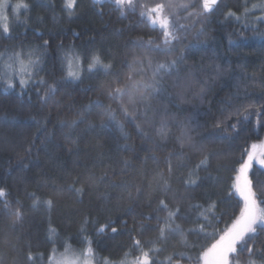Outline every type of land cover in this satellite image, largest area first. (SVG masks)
<instances>
[{"label":"trees","instance_id":"trees-1","mask_svg":"<svg viewBox=\"0 0 264 264\" xmlns=\"http://www.w3.org/2000/svg\"><path fill=\"white\" fill-rule=\"evenodd\" d=\"M20 1L28 4L30 10H22L18 20L10 19V35L5 36L0 30V52L10 54L21 47L26 51L42 45L45 40L49 41L43 70L34 80L42 77L47 83L62 81L64 72L59 59L62 53L57 49L61 43L65 47L73 45L77 51L98 52L105 63H112L113 73L119 72L122 78H126L130 71L126 62L132 61L133 54L139 56L144 51L136 47L134 42L141 38L144 41L152 38L159 42L161 35L158 23L153 30L150 22L140 17V8L134 12L125 10L126 16L121 17L109 0H102L99 4H94L93 0H77L72 19L63 10V0H44L47 6H41L39 0ZM158 2L161 0H137L136 4L153 6ZM195 2L196 7L188 11L200 10L201 0ZM258 3L261 0H220L216 8L204 16L181 19L180 23L186 25L181 32L182 39L174 51L168 54L175 58L181 50L184 51V59L177 65L179 71L173 75L188 76L190 64L199 67L191 74L193 87L185 92L186 104L176 106V94L180 88L174 86L177 82L169 76L163 77L164 90L152 101L155 108L161 111L166 109L170 119L182 121L195 129L191 135L197 146L204 144L207 152L215 153L210 157L207 169L199 171L200 186L194 189L186 190L180 181L199 162L201 154L187 147L180 149L173 139L159 140L153 129L138 117L136 122L141 123L145 132L152 136V139L142 138L133 123L124 118L117 105L100 88L101 82L106 79L103 73L90 75L85 71L79 82L58 83L57 92L46 103L40 99L44 96L46 85L33 83L22 91L18 82L14 88L7 90L0 83V187L9 191L8 199L14 206L17 200L21 202L24 212L23 218L15 223L12 217L0 214V252L4 255V264H13V261L15 264H28L26 254L29 251L34 256L43 254V259H37L36 264H48L53 247L62 251L66 241L73 249H82L86 247L81 243L84 236L93 241V264H103L104 258L114 262L124 259L132 244L128 229L141 222L155 225L154 219L145 220L144 215H156L154 209L158 199L164 198L172 206L171 193L165 197L155 190L154 185L151 191L149 189L154 172L165 170L163 161L168 152L182 154L186 165L175 168L170 181L177 198L191 192L193 203L206 204L210 197L217 203L215 211L221 217L219 223L213 221L214 227L222 229L231 222L236 211L235 198H228L231 176L234 175L232 169L234 165L238 167L245 148L253 143L259 145L264 142V114L257 116L253 110L248 122L233 140L210 143L203 137L214 132L211 127L213 118L220 116V109L225 107L224 101L238 90L241 96L248 93V100L243 101L245 103L254 101L259 105L264 99V20L257 19L264 17V11L251 8L250 14L239 22L226 15L229 11L242 15L245 7L250 8ZM179 15L183 17L187 13L180 12ZM244 24L249 25L247 30L243 28ZM74 32L80 33L79 37ZM242 37L245 42L240 46L230 43H238ZM152 55L154 64L164 59L159 54ZM207 64L218 67L221 75L212 78V69H200ZM84 66L86 68L87 61ZM132 67L135 69L140 66ZM147 72L149 76L150 71ZM203 77L207 78L205 85L201 82ZM245 84L249 86L247 89L244 88ZM201 88L204 89L202 104L198 105L196 91ZM97 99L117 109L116 119L124 125L129 137L127 140L123 138L116 122L108 123L105 128L100 127L102 117L99 109L85 112L83 123L75 128L66 125L65 122L74 118L82 106ZM159 119L157 115V127ZM196 124L206 127L198 129ZM170 127L178 134L175 126L170 124ZM228 132L231 133L230 128ZM71 140H77V143L73 145ZM30 143L33 144L32 151L25 153L24 148ZM125 144L130 145L131 150H125ZM153 156L157 159L153 160ZM124 160L128 161L127 167ZM176 160L177 157H173L174 164ZM259 167L254 162L253 171ZM102 175L105 176L103 182L99 180ZM250 176L254 181H264V172L259 176L250 173ZM74 178H79L75 187L85 188L82 197L68 191ZM109 182L116 185L126 183L129 187L113 188L109 187ZM137 187L141 189L139 194L136 192ZM128 191L133 194L131 200L127 198ZM31 192H36L43 199H52V209L32 208V200L28 195ZM128 208L132 209L131 213H127ZM182 211L191 214L195 210L183 204ZM159 214L163 216L165 213ZM86 218V230L81 232ZM109 218L116 221L111 227L120 231L112 233L109 227L103 234L97 235L96 229L106 224ZM121 220H127V226L122 225ZM177 222L185 229L194 226L190 221ZM50 225L57 232L53 238L55 243L48 239ZM205 230L212 232L213 228L206 227ZM132 235L141 241L144 251H147L151 245L145 242L154 239L157 233L146 230L142 236L137 233ZM5 236L15 245V250L3 243ZM185 238L187 247L178 235L171 237L165 244H158L157 247L163 251L153 258L165 261V264L169 256H172V264H202L203 260L198 261L197 258L214 241L190 233H186ZM179 253L185 255L182 257ZM139 255V251H132L128 257L134 259Z\"/></svg>","mask_w":264,"mask_h":264},{"label":"snow or ice","instance_id":"snow-or-ice-1","mask_svg":"<svg viewBox=\"0 0 264 264\" xmlns=\"http://www.w3.org/2000/svg\"><path fill=\"white\" fill-rule=\"evenodd\" d=\"M102 0H93L94 4L101 3ZM115 6V9L119 12L121 17L126 16V11H136V0H110ZM41 6H47L44 4V0H39ZM218 0H201L200 10L188 11L190 8L196 7L195 0H161V2L155 3L153 6L147 4H140L139 15L142 18H146L153 30L157 23L160 25L161 35L159 42L149 38L144 41L142 38L134 42L136 47L143 49L144 51L139 55L133 54L132 61L126 62L129 66V73L126 78L121 77V73L112 72L113 65L111 62L105 63L102 56L95 51L75 50L73 45L65 47L63 43L57 45V49L62 53L59 57L61 62V70L64 72L62 81L47 83L42 77L35 79L38 73L43 70L44 58L47 55V49L49 41L45 40L42 45H36L28 48L27 51L21 47L19 50H13L10 54L6 51L0 52V83H3L5 89H11L15 87L18 82L21 90L26 89L30 84L38 83L40 85H46L44 96L40 97L42 102H47V99L54 96L58 90V83L62 82H79L83 79L82 73L88 72L90 75L96 73H103L106 78L101 82L100 88L107 95V98L117 105V109L122 113L124 118L133 123L138 134L142 138L152 139L150 133L145 132L141 123H137V118L140 117L144 123L148 124L154 131L155 136L161 141H168L173 139L180 149L189 148L197 151L201 154L202 158L195 166L187 171L184 178L181 179L186 190L194 189L200 186L201 177L199 171L201 169H207L209 166V160L215 153L206 151V146L200 144L197 146L194 137L191 132L195 129L189 127L182 121L174 118L170 119L167 110L161 111L153 106V99L159 97L164 90L162 83L164 76L171 77L173 73H178V62L183 61L184 51L181 50L179 56L172 58L168 54L173 52L176 44H178L182 37L181 32L185 30L186 25L180 23L181 19L188 20L196 17L206 15L212 11L214 6L217 5ZM77 0H63V10L67 12L68 18L72 19L75 15ZM8 7H13L17 13L20 9L25 11L30 10V6L26 3H18L14 6L7 4L6 0H0V30H2L5 36L10 35V28L7 23L8 17L6 11ZM252 9H260L264 11V0L261 3L253 4ZM252 9L245 7L242 15H237L235 12L229 11L226 15L228 17L235 18L239 22L243 17H247ZM180 12H186V16H180ZM18 18V17H17ZM258 20H264V17H258ZM27 23V21H23ZM248 24H244L243 28L247 30ZM76 37H79L80 33H75ZM245 42L242 37L238 43L230 41L234 46H240ZM153 53L159 54L164 57L163 60L153 63ZM87 61L85 68L84 63ZM133 65H139L138 69H133ZM147 71H151V76L147 79H135L136 76H143ZM217 75H221V70L217 67ZM110 77V78H109ZM183 81L182 83L179 81ZM177 83L175 87L180 88V91L176 94V99L183 102L185 98V92L193 87L192 75L189 74L183 78L177 76ZM249 86L244 85L247 89ZM204 89L201 88L197 95H202ZM39 95V93H38ZM248 100V93L245 92L244 96H241L239 90L233 94V96L227 98L224 101L225 107L220 109V116L214 117V123L211 125L214 132L210 135L204 136L203 139L208 140L210 143L216 140H233L239 135L241 129L248 122L249 116L253 110L256 111V115L264 114V99L257 105L254 101L243 102ZM236 101H242L236 103ZM179 107V104L176 105ZM93 109H99V115L102 117L100 127L105 128L108 123L116 122L121 130L122 136L127 140L128 134L124 131V125L117 121L116 111L111 104L104 105L99 99L91 101L88 105L82 106L81 111L76 113V116L71 120L66 121V125L69 128H75L79 123H83L85 112H90ZM131 109V111H130ZM152 113L149 116V113ZM159 115V126H156V116ZM106 118V119H105ZM235 120V122H232ZM37 123H40L37 121ZM259 124V120L257 121ZM170 124L175 126L178 134L173 132ZM91 127V125H90ZM198 129H204V124H196ZM231 129V133L228 129ZM222 133V134H220ZM234 134V135H233ZM71 143L75 145L77 140H71ZM155 143V141H153ZM160 145H157L159 147ZM33 144L30 143L24 148L25 153H31ZM125 150H131V146L128 144L123 145ZM259 148V151L257 149ZM173 157H177L174 164ZM23 158L21 157V160ZM153 160L157 158L152 157ZM184 157L182 154L176 152H168L164 158L166 165L165 170L155 171L151 180L149 181V189L152 190L153 185L155 190L161 195L168 197L171 193V202L166 199H158L156 207L154 209L156 215H144L145 220H155V225L139 223L134 224V227L128 229L129 238L132 241L131 250L125 253V258L118 261H110L104 258L103 264H165V261L154 259L153 257L163 251L162 248L157 247L158 244H165L174 236H180L181 242L187 247L188 243L185 238L186 233L195 234L197 236H204L205 238L212 239L214 242L207 248H205L200 256L197 258L203 260V264H264V181L253 180L250 176H259L261 172H264V142L259 145L253 143L249 148H245L242 152L238 167L233 166L234 175L231 176L232 184L229 188L228 198H235V212L234 218L230 223H226L222 229H216L213 225V221L220 222L221 217H218L215 209L217 203L212 201L210 197L206 204L199 202H192L191 192H186L184 195L177 198L175 192L172 189L170 181L173 179L174 169L180 167H186L183 163ZM254 162L260 167L253 171ZM127 167L128 161H123ZM105 176L99 177V180L103 182ZM79 182V178H74L72 184L69 185L68 191L73 192L77 197H82L85 188L75 187ZM109 187H120L127 189L129 186L126 183L116 185L109 182ZM141 189L136 188L137 194ZM10 195L9 191L5 187H0V214L13 218V223L20 221L23 218V205L19 200L16 201L15 206L12 201L8 199ZM32 200L31 207H44L51 210L54 201L52 199H43L36 192L28 193ZM105 198L106 195H105ZM123 196H121V199ZM127 198L133 199V194L128 191ZM187 204V207L194 209V213H188L182 211V205ZM132 209L128 208L127 213H131ZM165 213L161 216L159 213ZM238 213V214H237ZM191 222L194 226L191 228H183L177 221ZM203 221V223H201ZM88 223L87 218L84 220V224L81 226V232L86 229L84 225ZM116 223L115 220L109 218L106 224L100 225L96 229L97 235L103 234L107 228ZM122 225L127 226V220H121ZM206 227H212L213 231H206ZM146 230H152L157 233L154 239L148 240L145 243L151 245L147 251H144V246L139 239H136L132 233L143 235ZM120 229L111 227L112 233H118ZM48 239L55 243L54 237L57 235L56 229L50 225L48 229ZM3 243H7L15 250V245L11 244L5 236ZM82 244L86 247L80 250H74L71 245L66 241L63 244L64 251L58 252L55 247L52 248L51 254L48 256V264H92L94 258V250L92 247L93 241L84 236ZM31 247V245H29ZM203 248V245H200ZM132 251H139L141 255L136 256L134 259H127L132 254ZM178 255L184 256V253ZM43 259V254L33 255L31 251L26 254V260L28 264H36V260ZM190 259V257H189ZM167 264H172V256L166 257ZM0 264H4V255L0 252ZM15 264V261H13Z\"/></svg>","mask_w":264,"mask_h":264},{"label":"rangeland","instance_id":"rangeland-1","mask_svg":"<svg viewBox=\"0 0 264 264\" xmlns=\"http://www.w3.org/2000/svg\"><path fill=\"white\" fill-rule=\"evenodd\" d=\"M110 1V0H109ZM137 1V0H136ZM6 2H7V4H9V5H11V6H14V5H16V4H18V3H21V1L20 0H6ZM140 2H143V1H140ZM23 3V2H22ZM137 8H139V6L137 5ZM252 7H250L249 9H251ZM22 10H24V9H20L19 10V12L17 13L16 11H14V8L13 7H8L7 8V11H6V15H7V17H8V20H7V23H8V25H9V22H10V19H14V20H18L19 19V13L22 11ZM11 17V18H10ZM18 17V18H17ZM247 21H251L250 19H247ZM27 51V50H26ZM169 56H173V55H169ZM196 68H199V67H197V66H195L194 64L192 65V64H190V68L188 67V71H189V73L190 74H193L195 71H197L196 70ZM204 68V69H203ZM135 69H138V68H135ZM201 70H211L212 72L210 73L211 74V77L212 78H215V77H217V76H220V75H217V67H215L214 65L213 66H211V65H206V66H204V67H201L200 68ZM222 73V72H221ZM148 75V72H146V73H144L143 74V76H137V79H147L148 77H150L151 76V71H150V73H149V76H147ZM178 75V74H177ZM180 78H183V77H185V76H181V75H178ZM171 80L172 81H175V82H178L177 81V76L176 75H172L171 76ZM179 82H183L182 80L181 81H179ZM201 82H202V85H205L206 83H207V78L206 77H203L202 78V80H201ZM200 92V90H198V91H196V97H197V103H198V105H200V104H202V100H201V95H197V93H199ZM186 100H184L183 102H181V101H179L178 100V103L177 104H179V106H183L184 104H186ZM74 250H76V249H74ZM78 250H80V249H78ZM77 250V251H78ZM64 250H62V251H58V252H63ZM127 259H129V260H131L132 258H130V257H127ZM92 264H93V262H92ZM203 264V263H202Z\"/></svg>","mask_w":264,"mask_h":264},{"label":"water","instance_id":"water-1","mask_svg":"<svg viewBox=\"0 0 264 264\" xmlns=\"http://www.w3.org/2000/svg\"><path fill=\"white\" fill-rule=\"evenodd\" d=\"M219 1H220V0H218V3H219ZM218 3H217V5H218ZM217 5L214 6L213 10L216 8Z\"/></svg>","mask_w":264,"mask_h":264}]
</instances>
